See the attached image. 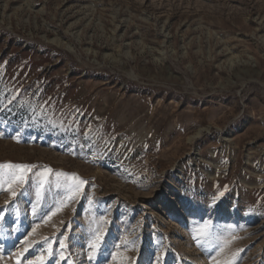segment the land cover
<instances>
[{
	"label": "rangeland",
	"instance_id": "rangeland-1",
	"mask_svg": "<svg viewBox=\"0 0 264 264\" xmlns=\"http://www.w3.org/2000/svg\"><path fill=\"white\" fill-rule=\"evenodd\" d=\"M6 162L0 264H264V0H0Z\"/></svg>",
	"mask_w": 264,
	"mask_h": 264
},
{
	"label": "snow or ice",
	"instance_id": "snow-or-ice-1",
	"mask_svg": "<svg viewBox=\"0 0 264 264\" xmlns=\"http://www.w3.org/2000/svg\"><path fill=\"white\" fill-rule=\"evenodd\" d=\"M19 97V92L16 93V95H11L10 98H8V103L11 104L14 101H16ZM24 106V102H21L20 107ZM5 107H7L5 105ZM85 137H88V133L86 132ZM14 139L17 140V142H19V136L14 137ZM35 167L33 165H26V164H14L12 162H6L3 164H0V170L2 169H9V173L7 174L10 179H4L3 174H0V187H2L4 184H8V190L11 192V194L13 196L16 195L15 191L12 190V185L13 184H20V183H25L26 182V173L31 171L32 168ZM53 170L51 168H44V171L41 173V175H45L48 173H52ZM56 176L60 177V176H64L66 178H71L72 180L76 181V183L74 185H72L71 188H69V192H72L73 194H75L76 192L80 191V188L85 185L87 182L85 180H83L82 178H80L77 174H68V173H63V172H56ZM37 195H39V191L37 192ZM221 195H223V193H221ZM68 199H71V196L68 197ZM59 210V209H57ZM54 214V213H53ZM101 239L100 235L97 234L95 237V241L93 243L90 244V247L92 248L93 251H95L98 248V242ZM64 247L63 241H61V248ZM25 251H27V249H25ZM49 255H51V253H49ZM91 255V254H90ZM46 257L41 254L40 256H37L36 260L31 261L30 264H44ZM61 259H64L63 254H61ZM59 264V262H58Z\"/></svg>",
	"mask_w": 264,
	"mask_h": 264
},
{
	"label": "bare ground",
	"instance_id": "bare-ground-1",
	"mask_svg": "<svg viewBox=\"0 0 264 264\" xmlns=\"http://www.w3.org/2000/svg\"><path fill=\"white\" fill-rule=\"evenodd\" d=\"M185 227H186V225H183V229H182V231H185V230H186V228H185Z\"/></svg>",
	"mask_w": 264,
	"mask_h": 264
}]
</instances>
